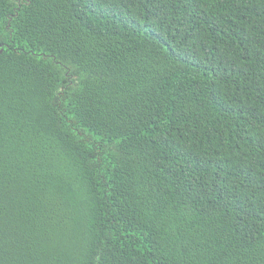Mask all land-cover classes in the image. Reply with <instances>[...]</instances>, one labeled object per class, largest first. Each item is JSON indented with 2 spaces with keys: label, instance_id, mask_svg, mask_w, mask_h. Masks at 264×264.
Returning <instances> with one entry per match:
<instances>
[{
  "label": "trees",
  "instance_id": "1",
  "mask_svg": "<svg viewBox=\"0 0 264 264\" xmlns=\"http://www.w3.org/2000/svg\"><path fill=\"white\" fill-rule=\"evenodd\" d=\"M0 264H264V0H0Z\"/></svg>",
  "mask_w": 264,
  "mask_h": 264
},
{
  "label": "flooded vegetation",
  "instance_id": "2",
  "mask_svg": "<svg viewBox=\"0 0 264 264\" xmlns=\"http://www.w3.org/2000/svg\"><path fill=\"white\" fill-rule=\"evenodd\" d=\"M2 52V51H1Z\"/></svg>",
  "mask_w": 264,
  "mask_h": 264
}]
</instances>
